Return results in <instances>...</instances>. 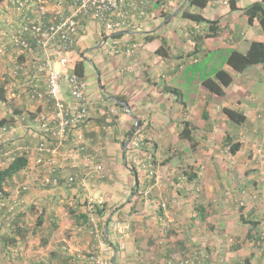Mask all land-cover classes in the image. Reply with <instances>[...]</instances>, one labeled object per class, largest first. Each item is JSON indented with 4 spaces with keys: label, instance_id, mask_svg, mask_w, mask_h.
I'll list each match as a JSON object with an SVG mask.
<instances>
[{
    "label": "crops",
    "instance_id": "crops-1",
    "mask_svg": "<svg viewBox=\"0 0 264 264\" xmlns=\"http://www.w3.org/2000/svg\"><path fill=\"white\" fill-rule=\"evenodd\" d=\"M236 1L238 10L231 11L227 0H209L203 9L187 7L186 0H151L147 6L142 7L143 15L134 13L131 25L115 32L120 34L118 37H111V34L115 33L106 32L101 24L88 18L81 27L75 44L67 53L70 62L65 68L70 71L81 58L85 61L83 77L87 83L89 111L87 121L82 128V149L77 147L76 140L72 137L56 147H50L49 150L39 151L37 149L39 138L35 133L30 132V128L34 129L38 112L48 110L50 103L45 99L31 100L25 96L11 97L9 95L12 83L15 81L12 70L17 64L26 63L28 56L10 46L5 51H0V83L3 84L5 91V99L0 101V120H7L4 124L6 132L0 147L8 152L0 154V168L6 167L19 154L21 146H28L27 166L6 180L0 190V240L2 241H0V256H22L23 252L34 255L31 252H39L41 256H48L46 259H50V256L64 255L78 257L83 256L86 250H93L96 254L104 253L105 247L121 241L125 250L120 252L117 259L120 264L128 262H132V264H138V262L139 264H175L179 258L183 257L177 256L179 250H192L196 247L204 248L206 255L201 256L194 264H243V260L246 258L249 259L250 264H264V247L258 245V242L257 245H254L255 242L252 239L240 249H230L232 239L243 238L251 227V224L240 221V215L256 213L257 209L259 210V204H257L258 202L253 203L251 197H254L257 191L259 194L264 193V185L260 183L263 180L261 174L264 173V159L262 160L254 150L253 155L251 154L248 159H242L236 155L230 160L231 168L237 166L243 168L245 165L253 168V173L242 170H239V173H217L210 180V175L206 172L203 174L196 172L194 180L185 178L183 187L193 196L195 192H198V195L203 194L200 198L203 200L205 197L208 199L213 196V193L210 194L211 191L215 192L214 209L217 213L214 219L211 217L213 209L209 210V214L203 215V218L202 215L196 213L195 204L188 206L189 208L185 210L181 207L182 205L174 206L173 212L169 216L166 215L167 219L161 221L160 224L166 225L163 228L170 227L174 231L185 232V237L176 242L169 241L168 238L158 239V234H161V231L156 219H144L142 222L141 219L135 217L136 214L143 213L145 218V215L152 211L154 206L150 204L153 200H149L148 195L156 197L157 192L156 189L155 191L144 190L146 186L143 185L146 178L141 169L144 164L141 159L136 161L125 149L130 142L134 146L137 145L133 134L127 137V133L135 124L136 132L147 127L148 130H151L150 133H156L154 142L158 144L157 146H159L158 141L164 143L166 135L170 133L171 136L179 135L184 121L194 123L198 127L204 126V123L197 124L193 115L196 116V108H202L208 99L214 100L217 95L209 93L201 81V87L204 90L200 89V95L204 91L203 96L207 98H199L188 104L182 99V89L173 85L172 80L186 57H190L194 61L198 60V53L215 49L220 45L230 46L236 50L242 39L249 42L252 40L264 41V33L258 22L254 20L252 24H249L247 17L242 14V9L260 0ZM185 8L190 12L200 13L205 19L217 20L222 28L214 41L212 38L205 39L200 52L193 57L189 55L194 49L191 33L204 32L206 25L204 23L196 24L183 18L181 11ZM5 15H9L13 19L18 16L11 0H0V24ZM238 22L241 24L237 25ZM247 33L249 35L245 39ZM101 34L103 37L98 38L97 42L84 48L85 41L91 39L95 41V38ZM150 36L152 39L148 40L147 38ZM162 38L165 40L168 52L166 57L156 53V49L161 46ZM110 40L115 44L116 51L122 54L121 56L113 55L114 48L112 51H108L107 46L102 51V47H98L106 45ZM3 42H8L7 36L1 37L0 43ZM83 49H88L89 52L82 53ZM75 52H78L79 58L74 57ZM134 52L136 55L133 56ZM120 57H124V60L119 59ZM136 59L139 61L136 62ZM54 68L59 71L64 70V67H60L58 64H55ZM222 69L232 77V82L225 88V95L229 89L231 91L238 88L245 96L243 97L244 101L239 98L234 99V102L231 103L232 107L224 100L219 107H231L243 111L246 116L244 125L247 122L252 123L247 131L254 137L258 136L261 132L259 124L262 119H258L254 114V108L263 104L264 96L261 100L256 97L248 98L250 96L245 94L246 87L241 86L239 81L233 86L235 71L227 64ZM127 70L132 72V78H128L127 73L124 77L121 76L118 79L119 82L116 83V88L112 90V83H108L107 78L115 73L127 72ZM149 70H152L153 75L163 80L164 83L157 85L153 81L149 82V78L146 79L144 75ZM95 78H97L98 86H92L90 93V91L88 92V86H90L88 82ZM261 82L262 80L259 84ZM149 84L153 85L149 86ZM127 85H130V87L128 86L130 91L125 89ZM262 88L264 89V87ZM262 88L259 87V89ZM16 90L15 88L14 91ZM174 90H178V94L174 93ZM91 94L93 96L90 97ZM64 95L66 96L67 93L65 92ZM150 95H152L153 101L148 102L147 99ZM120 98L124 99L123 102L126 103V106L119 102ZM206 112L208 118L212 117L208 107ZM220 117L226 125L228 121L225 115H220ZM147 118L152 124L147 122ZM209 128L211 138L205 142H209L211 139L213 141V134L219 133L218 131L221 133L220 141L223 140L224 129H218L215 124H209ZM192 135L196 138L193 133ZM177 139L179 140V138ZM196 141L198 140L196 139ZM239 141L243 144L242 139ZM184 142L188 141L184 139ZM131 162L135 165L136 176L132 175L131 167L128 166ZM195 164L199 165L201 161L198 160ZM96 165H100L101 169L96 170ZM256 168L260 171L256 172ZM67 176L74 177L71 186L64 184ZM54 177L59 179L57 185L45 184L43 181L46 178ZM179 179L174 177L173 181ZM22 186H26V189H22ZM234 189H236L235 195ZM239 194L242 195L243 199L241 200L244 202L237 201L240 197ZM140 198L146 200L143 199L142 202ZM137 199L142 202L139 212L130 215V212L137 210L134 206ZM88 201L95 203L102 201L104 213L99 217V221L105 219L102 222L103 232L109 212L116 208L119 214L122 213L124 220L127 221L124 223L125 234L120 235L113 231L110 232V238L105 232L101 236H93L89 233L86 223H76L69 213L70 210L86 212L85 206ZM239 204H244V207H240ZM236 206H239L241 210H237ZM39 216L42 217L41 224L34 226V230L30 232L39 235L42 240L43 247H41L44 250L32 251L30 247L25 248L28 245L24 240V237L26 238L24 229L37 223ZM137 221H140L142 225L141 230L154 232V239L146 241L142 246L140 240L132 232V228L139 225ZM260 224H257L252 231L256 234L255 237L264 228ZM66 225L73 230L71 240L68 242L63 239L67 244L57 246L53 243L52 238L61 234ZM45 228L47 231L42 233ZM81 229L83 231L79 232ZM85 234H88L90 238L87 239ZM9 237H14L15 241L10 243ZM15 244L18 246L17 248Z\"/></svg>",
    "mask_w": 264,
    "mask_h": 264
},
{
    "label": "rangeland",
    "instance_id": "rangeland-1",
    "mask_svg": "<svg viewBox=\"0 0 264 264\" xmlns=\"http://www.w3.org/2000/svg\"><path fill=\"white\" fill-rule=\"evenodd\" d=\"M241 22H238L237 25H240ZM81 31V30H80ZM249 34L247 33V35L244 37L246 39V37ZM103 37V35H99L98 37H96L95 41H93L92 39L90 41H85L84 43V48L88 47V46H92L95 42H97V40H99L98 38ZM188 39H190L189 36H187ZM192 39V38H191ZM193 41V40H192ZM188 43V42H187ZM194 43V42H192ZM248 44L249 41L242 39V42L240 43V45H238L236 47V50L245 53L247 51L248 48ZM115 44H113L111 42V40L106 44V45H99L98 47H102L101 50H105L106 47L108 49V51H112V49L114 48L115 50H113V55H118L117 57L121 56L122 54L118 53L116 51V48L114 46ZM182 45V44H181ZM104 46V47H103ZM202 47V46H201ZM233 48L232 47H225V46H218L215 49L212 50H207L206 52H200L198 53V60H193L190 57L189 58H185L183 61L182 66L178 69L177 75L175 76V78L172 80L173 85L179 87L182 89L183 92V97L182 99L187 102L188 104H191L193 102L196 101V99H204L207 97L203 96V92L202 95H200V89L204 90L201 87V81L203 79L209 78V77H213L214 73L216 70L218 69H222L224 66H226V58L227 56L230 54L231 50ZM86 51L89 52L88 49H83L82 53H85ZM188 54V53H187ZM110 55V54H108ZM133 56L136 55V52H134L132 54ZM87 57L91 58V56L87 55ZM106 56V55H105ZM112 56V55H111ZM75 58H79L78 56V52H75L74 54ZM193 57V56H192ZM106 58L108 60H110L107 56ZM116 58V57H115ZM119 59L124 60V57H120ZM120 61V60H118ZM136 62L139 61L138 59L135 60ZM133 61V62H135ZM131 70V69H130ZM128 74L129 77L128 78H132V72L127 70V72H121V73H115L114 75H112L110 78H107V82H111V89L114 90L116 87V83L119 82L118 79L121 76H125V74ZM235 76L234 78V83L233 86L236 85L238 83V81L241 83V86H245L246 87V95H249L250 97L248 98H259V100H261L264 96V89L262 87H264V64H260V65H253L248 67L244 72L242 73H233ZM145 78L148 79L149 78V82L153 81L155 82L157 85H161L164 83L163 80L157 78L156 76L153 75V71L149 70L145 72ZM109 76V75H108ZM262 80L261 84L260 81ZM127 82V81H126ZM152 82V83H153ZM175 83V84H174ZM88 84L90 86H88V92L90 91L91 87L95 85L98 86V81L97 78H95L92 81H89ZM131 84V83H130ZM153 84H149V86H152ZM128 86L130 87V85H127V91H130L128 89ZM239 87V86H238ZM262 88V89H259ZM234 88V87H233ZM92 91H90L91 93ZM105 94V93H104ZM152 95L155 93H151ZM252 94V95H250ZM152 95L149 96V98L147 99V101H153V97H151ZM93 96L92 94L90 95V97ZM177 96V95H176ZM244 93L240 92L239 89L237 88V90H231L230 89L227 91V94L224 97H219V96H215L214 100L212 98L208 99L206 102V105L202 106V108L198 107L196 108V116L193 115V119L196 121L197 124H201L204 123V126L202 127H198L196 126L194 123H191L192 126V132L193 134L196 136L195 140L197 139L198 141H196L195 145L192 147V145L190 144V142L188 141V146H186L187 143L184 142V139H181L179 137V135H175V136H171V133L169 135H166L164 137V143L161 141L159 142V146H157L158 144H156L154 142V140H156L155 136L156 133H150L151 130H148V128H144L143 130H140V132H136V130L133 131V137H134V141L137 143V145H133L131 142L128 145L127 148H125L128 153L134 157V159L136 161L138 160H142L144 166L141 167L142 171H143V176H145L146 181L144 182L143 186H146L144 188V190H150V191H155L156 189V197L153 195H148V199L149 200H153L152 203L150 205H153L154 207L152 208V211L148 214L145 215V218L143 217V213H139V208L142 205L143 199L145 198H140V200L142 202H139L140 200L137 199L136 203H135V208L137 210H135L136 212H130L129 214H136L135 217H138L139 219L143 220L144 219H151L154 218L158 221L159 224V229L161 231V234H158V239H169V241H180L185 237V232L184 231H174V229L169 228H163L166 225H161V221L166 220V215L169 216L173 209L174 206H178V205H182L181 207L185 209L189 208L188 206H191L192 204H196L198 206H204V208L206 209V215L209 214V210H212L214 212L211 213V217L214 219L216 218L215 214L217 213L214 209V203H215V199H216V194L215 192L211 191V193H213V196L208 197V199L205 197V199H200L202 197L203 194H197L198 192H195L194 196L188 192L184 187H183V183H185V178H187L188 174H195L196 172H200L201 174H203V172H206L208 175H210V180L213 178V176L215 177L217 175V173H228V172H235V173H239V170L245 171L247 173H253V168L250 167H230V160L232 159V157H236L239 156L240 158H246L248 159L251 154L253 155V150L255 151L256 154L260 155L261 159H264V116L261 117L262 121L260 122L261 124H259L260 127V134H258V136L254 137L253 134H251L249 131H247V129L249 130V126L252 125V123H248L244 126L241 125H236L232 122H229L225 125L222 117H220V115H224L222 113V108L223 107H219V105H221V102L224 100L225 102H228L231 107L233 104H231L232 102H234V99L239 98L243 100L244 97ZM206 107V108H205ZM207 107L209 108V112H210V116L207 118V120L205 121L202 118V113L204 111H206ZM254 108V107H253ZM264 111V100H263V104L258 105L257 107L255 106L254 108V114L257 116V114L259 112H263ZM198 113V114H197ZM202 119V120H201ZM259 119V118H258ZM147 122L151 123L150 120L147 118ZM255 124L257 122H254ZM152 124V123H151ZM209 124H215L218 126V129L220 128L221 130H223V135H222V139L224 138L225 135H230L232 136V141H239V140H243V144L242 147L240 149L239 152H237L236 154H231L229 151V147L227 145H225L223 143V140L220 141V131H218L219 133H212L213 134V141L212 139L209 142H205L206 140H208L210 137V128H209ZM136 126V124H135ZM137 127H135L136 129ZM217 129V128H216ZM132 136V135H131ZM155 138V139H154ZM179 138V140L177 139ZM133 139V138H131ZM187 141V140H186ZM142 142V144H141ZM156 145V146H154ZM245 147H244V146ZM186 146V147H185ZM260 150V152H259ZM127 160L129 161V159L127 158ZM198 160L201 161L202 164V168H201V164L197 165L195 164V162H197ZM131 167V171L132 168L135 167V165H133V163L131 162L130 165H128ZM256 172L260 171V169L256 168L255 169ZM202 171V172H201ZM261 176L263 177L260 181V183L262 185H264V173L262 172ZM180 178L177 181H173V178ZM188 180V179H187ZM181 181V182H180ZM212 182V181H210ZM215 183V181H213ZM182 183V185H181ZM237 183V181H236ZM215 188V187H213ZM234 195L236 194V189H234ZM197 194V195H196ZM239 199L237 200L238 202H242L243 199L242 195L239 194ZM139 198V197H136ZM231 198V197H230ZM235 198V197H234ZM146 200V199H145ZM230 200V199H229ZM251 200L253 203H257L259 204V210L257 209L256 213H254L253 215L247 214L246 218L252 219V220H257L258 223H261L262 226H264V193L262 192L261 194H259V192L257 191V193L255 192V196L251 197ZM250 200V201H251ZM93 202V201H91ZM154 202V203H153ZM244 202V201H243ZM240 207H244V204L240 205ZM239 206H236L237 210H241ZM205 212V211H204ZM93 215L96 217V222L98 224V222H100L101 225H99V228L102 229V222L105 219H101V221H98V217L93 213ZM111 218V221H113L114 219L120 221L122 224L126 223L127 221L124 220V215L121 213H115V211L113 212L110 211L109 212V216L108 218ZM75 222L77 223V220L74 219ZM109 221V222H111ZM35 222V220H34ZM79 223L81 222L80 220L78 221ZM88 222V221H87ZM86 222V224H87ZM134 223V220L132 221ZM138 222V226L134 228H132V232L135 234L136 238L138 240H140L141 246L143 244L146 243V241L154 239L153 234L154 232L151 231H144L141 230V223L140 221ZM145 224V223H143ZM157 225V222L155 223ZM260 224V225H261ZM34 226H36L35 224H32L30 226H28L27 229H24V231L26 232V238L24 237V240L26 241V246L25 248L28 249L29 247L31 248L32 251H38V250H44L42 249V240H40L39 235H37L34 232H30L32 230H34ZM132 226V227H133ZM263 228V227H262ZM128 230V229H127ZM47 231V229L45 228V230L42 233H45ZM72 229L71 227H66L62 230L61 234H58V236L52 238L53 243H55L57 246L59 244H67L63 239L67 240L69 242V240H71V236L73 235L72 233ZM83 229H81L79 232H82ZM159 231V232H160ZM30 232V233H29ZM29 233V234H28ZM125 233V232H124ZM123 233V234H124ZM83 234V233H81ZM122 233H120V235H123ZM87 239L88 237L90 238V236L88 234H85ZM258 239L254 242H258V245H262L264 247V228L260 230V232L257 235ZM63 240V241H62ZM1 241V240H0ZM251 241V240H250ZM2 242V241H1ZM256 243H254V245H257ZM112 244V243H111ZM11 245V244H10ZM74 245V244H72ZM121 241L120 242H114V244L112 246H114L115 248H117L116 251V257L114 258L113 264H120L119 261L117 260L119 258V254L121 251L125 250V247L121 248ZM253 245V246H254ZM1 246V244H0ZM42 246V247H41ZM15 247L17 248L18 246L15 244ZM21 247V246H20ZM255 247V246H254ZM253 247V248H254ZM257 247V246H256ZM45 248V247H44ZM68 248V246H67ZM122 249V250H121ZM177 252V251H176ZM190 252V250H182L178 252L177 256H186L188 255ZM34 255H28L27 253L23 252L22 256H0V264H56L54 263V261H50V259H46L48 258V256H41V253L39 252H31ZM98 255V253L96 254V252H94L93 250H86L83 253V256H71L73 257L72 259L68 258L66 259V261H63L62 256L60 257L59 264H94L92 262V257ZM110 256V255H108ZM171 256V255H170ZM110 259V257H108ZM111 260V259H110ZM173 260V259H171ZM174 262V261H172ZM176 263V262H175ZM244 260H243V264H244ZM125 264V263H124ZM126 264H132V262H128ZM136 264V263H135ZM139 264V262H138Z\"/></svg>",
    "mask_w": 264,
    "mask_h": 264
},
{
    "label": "built area",
    "instance_id": "built-area-1",
    "mask_svg": "<svg viewBox=\"0 0 264 264\" xmlns=\"http://www.w3.org/2000/svg\"><path fill=\"white\" fill-rule=\"evenodd\" d=\"M18 12L16 19L5 15L0 24V39L8 37V42L0 43V51L13 47L28 56L26 63L17 64L12 70L15 81L9 91L11 97L25 96L31 100H47L48 110L40 111L35 118V126L30 128L39 138L37 149L49 150L72 137L77 147L82 149V128L88 118L89 99L87 83L83 76L72 70H65L69 65L68 51L75 44L81 27L90 18L103 26L108 33H115L131 25L134 13L143 15L142 7L151 0H11ZM64 67L55 70L54 65ZM41 85H43L41 87ZM17 89L14 91V89ZM65 92L67 95L65 96ZM264 116V111L257 114ZM6 128L0 127V146ZM48 140V141H47ZM49 144H48V143ZM19 154H26L28 146L19 148ZM7 154L0 147V154ZM96 170L101 166L96 165ZM45 184L57 185L59 179L46 178ZM73 176H67L64 184L71 186ZM26 189V186H22ZM98 203H102L99 201ZM4 205V202L2 203ZM88 212V231L93 236L107 235L110 232L124 233L125 226L114 219L99 228L93 215V202L86 204ZM125 234V233H124ZM107 246L104 253L92 257L94 264H113L117 248ZM123 248L122 244L120 245ZM110 256H107L109 255ZM196 251H190L179 258V264H194ZM110 257V259L108 258Z\"/></svg>",
    "mask_w": 264,
    "mask_h": 264
},
{
    "label": "trees",
    "instance_id": "trees-1",
    "mask_svg": "<svg viewBox=\"0 0 264 264\" xmlns=\"http://www.w3.org/2000/svg\"><path fill=\"white\" fill-rule=\"evenodd\" d=\"M209 0H186L187 2V7H195L197 9H203ZM227 4L229 7V10L231 11H236L238 10L237 7V1L236 0H227ZM242 14H244L247 17V22L249 24H252L254 20H256L259 24V27L261 31L264 33V0L260 1H255L251 3L250 5L246 6L244 9H242ZM181 16L185 19H188L189 21L196 23V24H201L204 23L206 25L205 31L202 33H196L192 32L191 33V38L194 42V49L191 51V54L189 55H196L200 49L201 46L204 44L205 39L212 38L213 41L217 38L219 33L221 32V27L219 25V22L217 20H208L205 19L200 13L196 12H190L186 8L181 11ZM195 31V30H194ZM120 34L115 33L111 34V37H118ZM148 40L152 39V36L147 38ZM156 53L159 54L162 57H166L168 54L167 49L165 47V40L162 38L161 39V46H159L156 49ZM226 63L227 65L236 73H242L244 72L248 67L253 66V65H260L264 64V41H257V40H252L248 44L247 51L245 53H242L238 50L232 49L230 54L226 58ZM74 71L81 75L84 76L85 72V61L83 58H81L79 61L75 63ZM232 82V77L231 75L226 72L223 69H218L215 71L213 77H209L206 79L202 80V85L207 89V91L211 94L217 95V96H224L225 95V88L230 85ZM178 90H174V93L178 94ZM5 99V91L3 88V84L0 83V101H4ZM121 101H124V99L120 98ZM118 104V103H117ZM119 105V104H118ZM121 106V105H120ZM222 113L225 115L227 121L232 122L236 125H244L246 123V116L244 115L243 111L231 107H223L222 108ZM202 118L204 120H207L208 115L207 112L204 111L202 113ZM6 119H1L0 120V127H3L4 124L6 123ZM5 127V126H4ZM6 128V127H5ZM135 130V126L133 125L132 129L127 133V137H129L133 131ZM192 126L191 123L188 121L183 122V127L179 132V137L181 139H185L190 142L192 147L195 145L196 140L194 136L192 135ZM48 141V140H47ZM48 143V142H47ZM223 143L229 147V151L231 154H235L242 146V142L240 141H232V136L230 135H225L223 138ZM49 144V143H48ZM142 144V142H141ZM49 147H52L53 144L48 145ZM4 149V148H3ZM27 154V153H26ZM26 154H17L14 159L4 168H0V190H2L3 184L11 178L13 175L18 173L20 170L25 168L27 166L28 158ZM136 168H132V175L136 176ZM196 178V173L195 174H188L187 179L188 180H194ZM93 213L99 218L100 216L103 215L104 213V207L102 203H95L93 202ZM116 210V211H115ZM117 212V209L115 208L113 212ZM195 211L199 215H206V209L204 206H198L196 204L195 206ZM205 211V212H204ZM70 215L74 219L78 221L80 220V224L86 223L88 221V212H76L75 210H70ZM203 216V218H204ZM247 215H240V221L243 223H249L251 224L250 229L247 231L246 235L241 238V237H235L232 239V244L230 245L231 250H237L240 249L243 245L246 244L247 241H250L251 239L256 241L258 237H255V233H252L253 229L256 227L258 221L257 220H252L249 218H246ZM100 219V218H99ZM98 219V221H99ZM108 220L106 222L111 221V218H107ZM42 222V217L37 218V223L36 225H40ZM87 225V224H86ZM99 225L100 222H99ZM88 228V226H87ZM11 242L13 243L15 240L13 239L14 237H9ZM45 240V238H44ZM256 243V242H255ZM196 251V259L195 263L199 260L201 256L206 255V251L204 248L201 247H196L190 251ZM54 255V254H53ZM61 256H50V261H54V263L59 264ZM185 257V256H184ZM63 261L65 262L66 259L68 258H73L71 256L64 255L62 256ZM244 264H250L249 259L246 258L244 260ZM175 264H179L178 260L176 261Z\"/></svg>",
    "mask_w": 264,
    "mask_h": 264
},
{
    "label": "water",
    "instance_id": "water-1",
    "mask_svg": "<svg viewBox=\"0 0 264 264\" xmlns=\"http://www.w3.org/2000/svg\"><path fill=\"white\" fill-rule=\"evenodd\" d=\"M118 101H119V100H118ZM119 102L126 106V103H125V102H123V101H119Z\"/></svg>",
    "mask_w": 264,
    "mask_h": 264
}]
</instances>
